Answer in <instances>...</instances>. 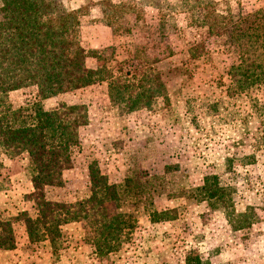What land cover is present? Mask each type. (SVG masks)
I'll return each instance as SVG.
<instances>
[{"label":"rangeland","instance_id":"rangeland-1","mask_svg":"<svg viewBox=\"0 0 264 264\" xmlns=\"http://www.w3.org/2000/svg\"><path fill=\"white\" fill-rule=\"evenodd\" d=\"M59 1L78 10L74 36L86 50L108 57V48L114 47L117 61L128 60L135 49L149 60L160 58L154 66L167 99L119 114L109 101L107 84L101 83L45 100L47 109L85 105L88 118L79 132L80 145L73 149L72 168L64 171L61 186L45 189V197L70 203L88 197L92 163L112 183L139 172L156 194L152 206L128 201L124 210L134 214L136 227L107 256L94 255L84 223L63 226L53 252L48 241L30 244L19 221L13 226L17 254L2 255L0 264H185L193 253L204 264H264V86L234 91L229 70L239 63L238 56L221 39L202 38L197 0ZM216 1L221 9L223 1L232 9L238 6L245 19L264 8V0ZM170 4L175 8L173 34ZM164 34L167 38H161ZM86 65L94 69L97 62L88 58ZM32 96L30 89L17 90L9 93V101L17 109ZM0 161V210L6 217L31 211L25 197L32 192L26 156ZM211 176L229 189L235 214L246 213L245 228L231 229L222 210L195 198V189ZM154 210H172L171 217L153 222L149 213Z\"/></svg>","mask_w":264,"mask_h":264},{"label":"trees","instance_id":"trees-1","mask_svg":"<svg viewBox=\"0 0 264 264\" xmlns=\"http://www.w3.org/2000/svg\"><path fill=\"white\" fill-rule=\"evenodd\" d=\"M197 2L202 38L221 39L222 45L238 56L239 63L229 70L234 91L264 86V8L245 19L238 6L232 9L228 1L222 2L223 9L216 0ZM174 11L170 4L171 34L177 31ZM78 13L59 0H0V158L26 156L32 185V192L25 196L31 202V211L6 217L0 210V251L16 248V222L23 223L30 244L48 241L53 252L62 239L63 226L84 223L88 229L86 242L93 247L94 255L107 256L117 251L121 238L136 227L134 214L124 210L128 201L133 206H152L154 202L156 189L147 188L148 180L143 181L139 172L121 183H112L95 163L88 167V197L73 203L45 197L46 188L63 184L64 171L73 166V149L80 145L79 132L88 122L85 105L62 103L47 109L45 100L101 83L107 84L109 101L119 114L148 109L158 98L167 99L165 84L154 66L160 58L149 60L146 52L135 49L128 60L117 61L114 47L108 48V57L97 50H86L74 36ZM102 14L108 17L104 10ZM156 19L160 22L164 17L157 14ZM160 29L158 23V35ZM163 37L167 38L165 34ZM202 45L199 43V56L205 55ZM136 54L144 56L138 58ZM165 55L170 56L171 51ZM88 58L96 60L94 69L87 67ZM22 89L32 91V100L14 109L9 93ZM195 190L200 202L223 211L231 229L245 228L246 213L235 214L230 191L220 185L217 176L206 178ZM171 211L154 210L149 217L153 222L167 221ZM185 264L204 263L199 254L193 253L185 258Z\"/></svg>","mask_w":264,"mask_h":264},{"label":"crops","instance_id":"crops-1","mask_svg":"<svg viewBox=\"0 0 264 264\" xmlns=\"http://www.w3.org/2000/svg\"><path fill=\"white\" fill-rule=\"evenodd\" d=\"M29 192V191H28ZM15 254H17V251H16V249H15V251H5V252H0V257L2 256V255H11V256H14ZM7 264H9V263H7Z\"/></svg>","mask_w":264,"mask_h":264}]
</instances>
